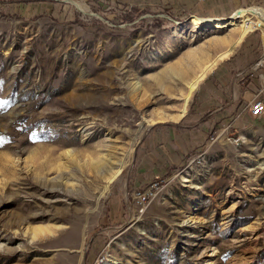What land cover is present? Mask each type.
Segmentation results:
<instances>
[{
    "label": "rangeland",
    "instance_id": "rangeland-1",
    "mask_svg": "<svg viewBox=\"0 0 264 264\" xmlns=\"http://www.w3.org/2000/svg\"><path fill=\"white\" fill-rule=\"evenodd\" d=\"M196 1L0 0V264H264L262 28L181 116L264 4Z\"/></svg>",
    "mask_w": 264,
    "mask_h": 264
},
{
    "label": "bare ground",
    "instance_id": "bare-ground-1",
    "mask_svg": "<svg viewBox=\"0 0 264 264\" xmlns=\"http://www.w3.org/2000/svg\"><path fill=\"white\" fill-rule=\"evenodd\" d=\"M193 20H194V23L195 22L196 23L212 22L216 28H224L226 26H232V25L238 26L239 23H242V24L240 25L241 28L239 32L240 33L239 38L238 39L236 38L237 41L234 44L230 45L228 49H225V52H222L221 54H219L213 61H211L209 65L204 67L203 70L199 74L196 73L197 75L194 78V80L189 83L187 95L185 97L184 104L182 107L183 109L181 113L182 117L188 109L187 106L189 104V101L193 93L197 90V87L199 86V84L205 80V76L207 75V73L211 72V70L215 66H217L218 62L224 61L226 58L230 57L237 49V46L239 45V43H241L249 34L253 33L257 27L260 29L262 28L264 32V9L261 7H253L250 9L242 8L238 10L236 13L224 19L222 18L204 19V18L195 17L193 18ZM225 46L227 47V45ZM109 172L110 171L108 170V173ZM111 172H114V171H111ZM120 173H121L120 170L114 172L112 176L108 178V184H111L112 181H114L120 175Z\"/></svg>",
    "mask_w": 264,
    "mask_h": 264
},
{
    "label": "crops",
    "instance_id": "crops-1",
    "mask_svg": "<svg viewBox=\"0 0 264 264\" xmlns=\"http://www.w3.org/2000/svg\"><path fill=\"white\" fill-rule=\"evenodd\" d=\"M255 3L264 4V0H198L194 2V5L191 8L196 9L197 14L204 16H222L223 12H226V14L233 11L236 12L240 7L251 6Z\"/></svg>",
    "mask_w": 264,
    "mask_h": 264
},
{
    "label": "trees",
    "instance_id": "trees-1",
    "mask_svg": "<svg viewBox=\"0 0 264 264\" xmlns=\"http://www.w3.org/2000/svg\"><path fill=\"white\" fill-rule=\"evenodd\" d=\"M156 8H158L160 10V12L158 14H164V15L170 17L174 21H180L181 20V17H180L181 14L180 15L175 14V12L171 9V7H168V6L159 7V6H157ZM137 10L138 9H135V12ZM154 21H156L157 26L159 28H163L165 26V21L162 19L155 18Z\"/></svg>",
    "mask_w": 264,
    "mask_h": 264
},
{
    "label": "built area",
    "instance_id": "built-area-1",
    "mask_svg": "<svg viewBox=\"0 0 264 264\" xmlns=\"http://www.w3.org/2000/svg\"><path fill=\"white\" fill-rule=\"evenodd\" d=\"M263 89H264V83H263ZM251 113L252 116L255 118H261L264 122V101L261 99H257L253 104L251 105Z\"/></svg>",
    "mask_w": 264,
    "mask_h": 264
}]
</instances>
